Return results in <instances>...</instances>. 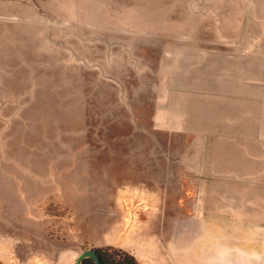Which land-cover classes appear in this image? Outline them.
Here are the masks:
<instances>
[{
    "label": "rangeland",
    "instance_id": "rangeland-1",
    "mask_svg": "<svg viewBox=\"0 0 264 264\" xmlns=\"http://www.w3.org/2000/svg\"><path fill=\"white\" fill-rule=\"evenodd\" d=\"M243 203L264 204V0H0V264H179L175 218Z\"/></svg>",
    "mask_w": 264,
    "mask_h": 264
},
{
    "label": "crops",
    "instance_id": "crops-1",
    "mask_svg": "<svg viewBox=\"0 0 264 264\" xmlns=\"http://www.w3.org/2000/svg\"><path fill=\"white\" fill-rule=\"evenodd\" d=\"M244 207L240 208L239 214L232 216V214H221L217 213L214 209L212 215L211 227L200 226V221L204 219L196 217H180L175 218V223L180 221L181 226H196L194 232L186 233L185 236L177 235L175 233V241L180 243V249L178 251L180 255L179 264H264V204L260 203L255 207V216H249L247 213V203H243ZM259 211V212H258ZM209 219V218H208ZM186 220L195 221L196 224H183L188 222ZM200 220V221H199ZM205 222V221H203ZM180 224H177L178 226ZM183 224V225H182ZM222 224V225H219ZM216 226L224 227V240L220 245L217 246L216 236H211V231H215ZM199 227V228H197ZM202 227V229L200 228ZM183 232V231H182ZM190 237L191 239H187ZM191 240L190 243L193 246L194 252L197 249L199 252L198 260L189 257L184 258L183 245L180 240ZM207 239V244L204 245ZM191 247V246H190ZM220 247L218 254H212L213 248ZM206 249L205 253L202 250ZM140 264H153L152 261H146V259ZM156 264H163L160 261ZM170 264V262H169Z\"/></svg>",
    "mask_w": 264,
    "mask_h": 264
},
{
    "label": "trees",
    "instance_id": "trees-1",
    "mask_svg": "<svg viewBox=\"0 0 264 264\" xmlns=\"http://www.w3.org/2000/svg\"><path fill=\"white\" fill-rule=\"evenodd\" d=\"M102 264H137L135 258L129 253L112 256L107 250L95 249ZM83 264H94L90 259L84 260Z\"/></svg>",
    "mask_w": 264,
    "mask_h": 264
},
{
    "label": "water",
    "instance_id": "water-1",
    "mask_svg": "<svg viewBox=\"0 0 264 264\" xmlns=\"http://www.w3.org/2000/svg\"><path fill=\"white\" fill-rule=\"evenodd\" d=\"M86 259H90L94 262V264H102L98 255H97V252L96 250L94 249H89V250H86L84 252H82L77 260H76V264H83L84 260Z\"/></svg>",
    "mask_w": 264,
    "mask_h": 264
}]
</instances>
